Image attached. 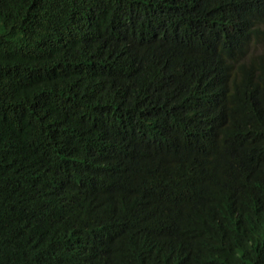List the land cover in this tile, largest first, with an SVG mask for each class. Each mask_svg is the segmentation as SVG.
I'll use <instances>...</instances> for the list:
<instances>
[{"label": "trees", "instance_id": "trees-1", "mask_svg": "<svg viewBox=\"0 0 264 264\" xmlns=\"http://www.w3.org/2000/svg\"><path fill=\"white\" fill-rule=\"evenodd\" d=\"M0 264H264V0H0Z\"/></svg>", "mask_w": 264, "mask_h": 264}]
</instances>
